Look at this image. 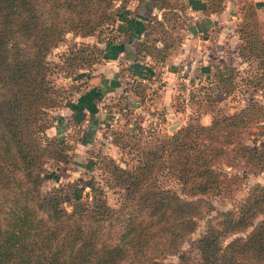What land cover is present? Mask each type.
<instances>
[{
  "label": "trees",
  "instance_id": "16d2710c",
  "mask_svg": "<svg viewBox=\"0 0 264 264\" xmlns=\"http://www.w3.org/2000/svg\"><path fill=\"white\" fill-rule=\"evenodd\" d=\"M223 1L197 4L209 14L220 11ZM154 5L161 16L145 21L137 50L163 62L174 44L167 25L179 26L176 11L184 2L155 0ZM125 6L126 0H0V264H263L264 215L254 219L264 213V182L251 185L232 207L217 210L191 251L181 248L197 216L212 209L208 197L230 189L229 182H241V176L220 172L219 162L230 155L248 172L264 170V145L254 148L240 139L245 128L264 123V104L257 100L229 113L217 111L206 124L189 119L170 134L148 133L142 144H131L130 166L109 158L111 184L121 189L116 206L100 188L93 187L89 201L71 209L63 206L60 187L41 189L44 163L68 160L65 140L45 133L53 122L50 111L81 91L79 85L56 84L51 72L57 67L74 75L99 60L97 47L74 41L62 66H54L47 54L68 32L90 35L112 25ZM243 7L238 53L244 60L256 58L261 76L262 22L255 2ZM228 66H216L212 73L226 91L235 75ZM142 87L137 82L130 88L143 97ZM100 97L94 87L80 92L74 122L83 119L84 107L95 112ZM163 175L177 181L178 192L162 185ZM170 254L175 263L164 260Z\"/></svg>",
  "mask_w": 264,
  "mask_h": 264
},
{
  "label": "rangeland",
  "instance_id": "374dc122",
  "mask_svg": "<svg viewBox=\"0 0 264 264\" xmlns=\"http://www.w3.org/2000/svg\"><path fill=\"white\" fill-rule=\"evenodd\" d=\"M229 1H235L237 4L234 5ZM247 1L224 0L225 3L220 10L221 14L224 13L223 16L218 19L213 16V22L209 21V24L207 20L210 14L202 12L198 7L197 2H201L200 0H191L193 5L176 11L179 17L175 19V22L177 21L179 26L167 25V33L173 37L174 44L165 58L167 67L172 69V91H168L169 96L162 100L159 99V95L166 79H162L161 61L153 55L137 52L135 57L140 60V70L135 75L131 66L123 65L120 59L117 60L118 77L124 85L119 86L120 88L114 94H101L100 100L95 102L97 104L95 112L91 113L84 107L83 119L74 122L73 103L80 91L74 92L70 99H66L65 102L69 101L68 103L51 110L53 122L46 128L45 133L47 136H57L65 140L68 145V160L57 162L48 159L44 163V180L41 189L60 187L63 192L62 204L66 209H71L79 201H89L93 187L100 188L107 203L116 206L121 189L111 184L106 167L109 158L122 167L130 166L135 156V149L131 144L133 142L142 144L143 140L149 136L148 133L170 134L189 119L206 124L215 112L235 111L249 100H257L264 104V72L259 76L256 58L244 60L238 53L241 39L237 28L244 11L243 6ZM252 1L257 6L255 13L262 22L260 29L264 32V0ZM135 2L136 0H126L125 8L128 4L132 7ZM126 9L125 12L128 13L130 9ZM116 22L117 19L112 25L90 35L66 33V38L58 42L47 54L48 60L58 64L54 66H60L62 56L68 53L72 41L76 45L86 43L97 47L94 49L99 60L93 62L88 68L77 69L74 75L66 76L65 70H58L55 67L51 72L54 82L65 87L79 85L80 90H86L93 82L90 77L94 75V70L98 66H105V61L115 56L114 54L106 56L103 44L110 38L118 37L119 34L114 28ZM157 44L160 45V42ZM193 56H197L200 67L194 75L196 77L192 78L194 81L192 80L189 84L186 101L185 86L178 70L182 63L189 61ZM223 64L229 65L228 67L235 73L232 81L233 88L229 91L219 88L215 80H212V73L216 70V66ZM131 79H134L135 84L138 82L141 87L144 86L142 87L143 97L130 88L132 85L135 86ZM117 132L119 136H116ZM115 137L117 142L114 141ZM240 139L250 147L263 146L264 123L245 128L240 134ZM217 168L225 176H241V182L237 185L235 182H229L230 189L208 197L212 203V209L197 216L195 228L182 241L181 248L185 251H191L194 239L204 230L207 222L215 221L214 216L217 210L232 207L235 201L245 195L251 185L264 182V170L248 172L239 158H233L230 155L219 162ZM160 180L164 187L179 191V185L173 177L163 175ZM71 183L76 184L74 188H71ZM71 189H73L72 192ZM263 215L264 213L259 214L254 221ZM230 238V235L227 236L225 241ZM164 260L175 263L177 257L170 254Z\"/></svg>",
  "mask_w": 264,
  "mask_h": 264
},
{
  "label": "crops",
  "instance_id": "0c3cea01",
  "mask_svg": "<svg viewBox=\"0 0 264 264\" xmlns=\"http://www.w3.org/2000/svg\"><path fill=\"white\" fill-rule=\"evenodd\" d=\"M154 1L155 0H136L135 4H133L132 7L131 4L127 5L126 8L130 10H128V13L125 12L122 17H120L121 19H117V22L114 26L115 31L119 34L118 37L115 39L110 38L103 44L105 55L112 56V54H114L115 56L113 55L114 58H109L105 61L106 65L108 64L110 66H98V68L94 70V75L90 77V80H92L93 82L89 87H94L98 93L105 95L116 93L120 88L119 86L124 85L123 81L119 80L117 72V70L119 69V66H117V60L119 59L123 62V65L131 66L134 70L133 72L135 73V75L137 71L140 70V60L136 59L135 55L138 52V50L136 49L137 42L143 37L144 23L151 15H154L157 18L161 16V11L156 8V6L154 5ZM183 1L185 9L188 6H191L189 4L190 0ZM200 1L203 2L204 0ZM229 2H227L228 5ZM224 3L225 2H223V5ZM230 3H234V5L237 4L235 1H232ZM209 14V19L211 20H207L208 24L209 21L213 22V16L214 18L218 19L221 18L224 13L221 14L220 11H218ZM193 30L195 31V29ZM160 69L162 71V79H166L164 85L161 86V94L159 93V99L162 100V98L169 96L168 91H172V69L170 67H167V63H165V60L161 62ZM95 79H97V81H95ZM83 91L85 90H81L80 92ZM133 94L135 95V93ZM96 102H98V100ZM95 105L97 107V104Z\"/></svg>",
  "mask_w": 264,
  "mask_h": 264
},
{
  "label": "built area",
  "instance_id": "2783aa9c",
  "mask_svg": "<svg viewBox=\"0 0 264 264\" xmlns=\"http://www.w3.org/2000/svg\"><path fill=\"white\" fill-rule=\"evenodd\" d=\"M199 67H200V64L198 62L197 56H193V58H191L189 61L182 63L181 67L178 70L180 79L185 86L184 99L186 101L188 99L187 95H188L189 87H190L189 84L193 80L192 78L196 77L194 75L197 74V70L199 69Z\"/></svg>",
  "mask_w": 264,
  "mask_h": 264
}]
</instances>
